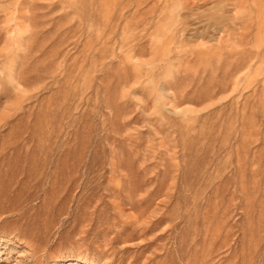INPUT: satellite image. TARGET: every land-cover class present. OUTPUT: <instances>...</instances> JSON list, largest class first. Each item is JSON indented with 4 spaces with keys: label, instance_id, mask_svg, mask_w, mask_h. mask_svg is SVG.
Here are the masks:
<instances>
[{
    "label": "rangeland",
    "instance_id": "374dc122",
    "mask_svg": "<svg viewBox=\"0 0 264 264\" xmlns=\"http://www.w3.org/2000/svg\"><path fill=\"white\" fill-rule=\"evenodd\" d=\"M0 264H264V0H0Z\"/></svg>",
    "mask_w": 264,
    "mask_h": 264
}]
</instances>
